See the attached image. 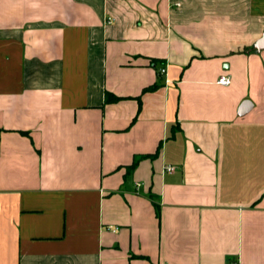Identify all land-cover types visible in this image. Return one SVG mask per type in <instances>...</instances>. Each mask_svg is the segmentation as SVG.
Masks as SVG:
<instances>
[{"label": "crops", "instance_id": "0c3cea01", "mask_svg": "<svg viewBox=\"0 0 264 264\" xmlns=\"http://www.w3.org/2000/svg\"><path fill=\"white\" fill-rule=\"evenodd\" d=\"M263 34L264 0H0V264H264Z\"/></svg>", "mask_w": 264, "mask_h": 264}, {"label": "water", "instance_id": "95a60500", "mask_svg": "<svg viewBox=\"0 0 264 264\" xmlns=\"http://www.w3.org/2000/svg\"><path fill=\"white\" fill-rule=\"evenodd\" d=\"M254 48L257 49V50H263L264 49V34L262 37H260L257 41V43L254 45ZM253 106V102L251 100H244L239 108H238V113L240 115L246 113L248 110H250Z\"/></svg>", "mask_w": 264, "mask_h": 264}, {"label": "built area", "instance_id": "2783aa9c", "mask_svg": "<svg viewBox=\"0 0 264 264\" xmlns=\"http://www.w3.org/2000/svg\"><path fill=\"white\" fill-rule=\"evenodd\" d=\"M161 71L164 72V71H165V68H162ZM217 81H218L219 83H221V84L228 85V84H230V82H231V77H230L229 75H227V74H223V75H221V76L218 78ZM166 169L172 171V170H174L175 168H174V166H172V165H167V166H166Z\"/></svg>", "mask_w": 264, "mask_h": 264}, {"label": "trees", "instance_id": "16d2710c", "mask_svg": "<svg viewBox=\"0 0 264 264\" xmlns=\"http://www.w3.org/2000/svg\"><path fill=\"white\" fill-rule=\"evenodd\" d=\"M134 163H135V161H134ZM134 163H133V164H134ZM133 164H132V165H133Z\"/></svg>", "mask_w": 264, "mask_h": 264}]
</instances>
